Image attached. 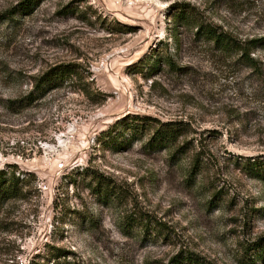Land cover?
Segmentation results:
<instances>
[{
    "label": "rangeland",
    "instance_id": "374dc122",
    "mask_svg": "<svg viewBox=\"0 0 264 264\" xmlns=\"http://www.w3.org/2000/svg\"><path fill=\"white\" fill-rule=\"evenodd\" d=\"M0 170V264H264V0H0Z\"/></svg>",
    "mask_w": 264,
    "mask_h": 264
},
{
    "label": "trees",
    "instance_id": "16d2710c",
    "mask_svg": "<svg viewBox=\"0 0 264 264\" xmlns=\"http://www.w3.org/2000/svg\"><path fill=\"white\" fill-rule=\"evenodd\" d=\"M181 16L182 15H178L179 18ZM198 30V32L202 33L203 36L207 37L209 40H213L218 49L228 53L231 51H238L241 53V58L247 59L248 61L252 60L250 57L251 49L249 46H246V43H242L240 40L234 38L227 32L219 31L215 26L204 22L199 23ZM73 75L80 76L75 63L57 65L52 70L44 74L40 82L37 83L35 89L29 95H26L17 101H13V104H18L19 108H25L29 106L34 99L36 100L47 92L63 86ZM167 127L166 136H155L154 140L151 142H155L157 140L160 144L168 145L169 143L167 142L170 138L172 140L175 137V129L172 126ZM17 185L18 177L15 175L8 176L4 170H0V198H12L17 196ZM63 264L70 263L64 262Z\"/></svg>",
    "mask_w": 264,
    "mask_h": 264
}]
</instances>
